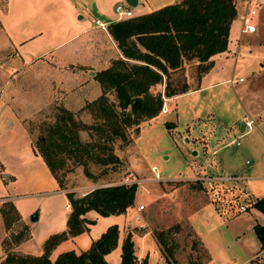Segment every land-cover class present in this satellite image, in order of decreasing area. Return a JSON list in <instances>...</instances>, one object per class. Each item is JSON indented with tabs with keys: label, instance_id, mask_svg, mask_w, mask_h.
Returning a JSON list of instances; mask_svg holds the SVG:
<instances>
[{
	"label": "rangeland",
	"instance_id": "374dc122",
	"mask_svg": "<svg viewBox=\"0 0 264 264\" xmlns=\"http://www.w3.org/2000/svg\"><path fill=\"white\" fill-rule=\"evenodd\" d=\"M254 22L257 31L244 34L240 38L241 21L235 17L230 25L229 42L236 45L241 43V46L254 42L264 45V3L259 8ZM184 62L187 64L183 63L181 68L169 75L168 80L174 87H182L187 74L195 79L200 75L198 66L191 64L192 60L186 59ZM246 62H250L249 59ZM14 64L15 53L12 48H0V111L5 120L0 122V179H5L1 181L5 194L21 195L12 201L0 197L1 208L8 209L11 202L16 210H10L6 219L0 210L1 259L10 253L41 254L46 239L51 234L63 230L60 229V224L63 218L67 221L66 217L68 218L72 209L70 201L68 207L66 205L69 210L65 208L66 202L61 193L50 191L61 185L56 177L58 183L53 185V176L45 160L41 156L29 158L28 136L22 128V125L26 127L32 146L37 150L38 138L44 133L45 125L55 120L58 107L65 106L60 99L62 95H56L53 99L49 98L50 100L45 99L41 105L40 96L46 95V92L40 94L36 83L33 85L30 81L27 82L31 80L30 77L28 80L23 78L26 71L29 73L31 69L25 70L23 74L22 70L17 72ZM235 76L242 77L244 81L235 77L237 81L228 84V94L234 104L240 100L237 86L248 83L252 74L244 69L238 70ZM166 81L164 78L161 84H156L152 89L163 92ZM257 81L258 77L254 81L255 87L248 94L241 93L240 98L243 99L241 102L247 105L259 107L264 114V81ZM34 88L36 90L33 92ZM22 94L29 99V104L22 100ZM106 94L110 100L115 99L113 90H107ZM250 96L252 102L248 99ZM162 97L164 104L167 96L163 94ZM84 105L71 111L80 121L92 124L96 117L90 109L84 108ZM162 108L151 122H146V119L140 121L138 126L126 127L125 138L108 139L110 149H92V152L101 156L113 151L117 157L114 162L102 164L90 160L83 165L76 164L72 158L67 157L64 168L58 172L63 178L62 187L71 188L69 191H73L74 196H80L87 192V188L76 187L86 184V181L93 187L136 183V197L132 204V215L129 216L136 222L125 227L124 236L127 232L135 233L145 237L146 243L154 244L157 255L151 253L148 264H154V259L156 264H264V250L258 252L262 240L255 230L256 224L264 226V210L253 205L257 198L245 189L243 179L218 178L222 173L230 176L243 175L244 170L254 166L255 162L249 154L238 152L247 136L239 138L242 143L240 146L233 144L228 147L234 154L232 157L235 171L211 172L210 169L216 166L206 163L200 142L193 137L188 141L183 136L186 134L183 127H190L184 122L188 119L190 124L191 113H177L173 108L164 111ZM216 110L217 113L207 126L225 127L231 113L228 110ZM238 111L242 112L244 109L238 107L233 110L234 113ZM242 120L244 121V118ZM191 124L192 127H207L204 123L194 121ZM253 127H257L256 122ZM95 131V128L81 129L79 136L82 141L103 143V138L99 140ZM224 151L222 150V153ZM246 158L253 163L245 162ZM201 165H204L206 171L200 170ZM85 168L90 175L86 174ZM192 168L198 170L189 175ZM10 173L15 177L9 178ZM206 176L215 178L206 179ZM248 185L255 188L254 192H264V178L249 181ZM242 204L246 206L245 210L240 209ZM141 205L143 207L139 208ZM34 214L36 219H32ZM103 216L97 223L94 219L93 223H89H96L89 231H83L73 238L59 242L51 251L50 259L54 260L62 251L77 252L87 249L108 227L106 221L110 218ZM159 232L163 233L161 242L157 238ZM138 252L137 246H134L135 261L140 258L142 264H147L145 254L141 256ZM111 261L115 259L111 257Z\"/></svg>",
	"mask_w": 264,
	"mask_h": 264
},
{
	"label": "crops",
	"instance_id": "0c3cea01",
	"mask_svg": "<svg viewBox=\"0 0 264 264\" xmlns=\"http://www.w3.org/2000/svg\"><path fill=\"white\" fill-rule=\"evenodd\" d=\"M176 1L179 0H137L136 5H130L126 0H0V48L3 50H6L9 46L10 49L12 48L15 53L14 65L17 72L22 70L21 72L24 74L25 70L31 69L29 73L26 71L23 78L28 80L27 78L30 77L31 80L27 82L30 81L33 85L36 83L40 88V94L46 92V95L40 96L39 103L41 105H43L45 99H53L56 95L61 94L60 99L64 102V105L70 110H77L88 101L95 99L103 91L100 82L95 78V73L109 67L115 59L123 57L116 40L108 30V24L119 19L117 18L115 5L123 3L132 9L133 16H135ZM99 22H106V28L101 27ZM256 31L257 28L254 32H240V38L244 34L255 33ZM229 41L230 30L227 48L213 54L211 56V67L202 72L196 79L187 74V90L167 96V110L173 108L177 113H191L190 124L188 119L184 122L190 127H183L186 131L183 136L188 141L190 137H193L200 142L202 151L206 156V163L210 166H216V168L210 169L211 172H214V170L224 171L225 173L230 172L228 170L235 171L236 166H233L232 157L234 154L233 151L228 150V147L233 144L240 146L242 143L239 138L247 136L244 139L243 147L238 149V152L249 154L255 163L246 158L245 162L253 163L254 166L244 170L245 174L240 176L245 177V189L251 195L256 198H264V192H254L255 188L248 185L249 181L264 178V114L259 107L247 105L241 102L243 99L240 98L241 93L248 94L255 87L253 85L257 77L258 81H264V45H261L263 43L254 42L250 45L241 46V43L236 45ZM247 59L250 62H246ZM197 63L198 60H192L191 62L194 65H197ZM184 64L187 63L184 62ZM244 69L252 74V78L248 83L237 86L239 95L236 93V89L233 88L240 99V104H234L232 97L228 94L230 90L228 84H233L237 79L244 81L242 77L237 78L235 76L238 70ZM230 78H233L234 81L230 82ZM22 83L25 84L24 80ZM35 90V88L32 89L33 92ZM21 98L27 104L30 103L26 95L22 94ZM248 99L251 101L252 97L250 96ZM238 107H242L245 112L238 111L234 113L233 110ZM216 109L228 110L231 113L230 120L225 123V127L207 126L217 113ZM241 113L244 114L241 115ZM2 114L0 111V122L5 121ZM156 116L154 117L156 118ZM248 116L254 119L257 127L245 132V124L242 119L249 118ZM154 117L145 121L149 123ZM193 121L199 124L204 123L207 127L205 129L203 127H192L191 123ZM22 126L26 130L30 145L27 151L29 158H39L41 154L33 148L29 132L24 125ZM222 150L225 151L222 153ZM220 151L221 154H219ZM197 153L196 150L195 154ZM197 170L192 168L189 175H193ZM200 170L206 171L204 165L200 166ZM52 176L54 185L58 181L53 173ZM10 177L15 176L10 173ZM3 180L0 179V193H3L0 197L12 201L21 196L18 194H5V187L1 184ZM85 183L76 188H87L85 191L94 188L89 181ZM70 189L58 186L50 191L61 193L66 202L64 206L67 208L66 205L69 204V199L66 192ZM0 206L2 207V205ZM131 210H133L132 206H129L127 211L123 213L107 215L110 219L106 221V227L113 223H116L119 227L117 246L105 254V258L111 264L121 263L120 246L125 237V227L132 226L133 222H136L129 217L132 215ZM84 216L94 219L96 223L101 217H104L93 209L87 211ZM64 219L60 224V229L66 228V220ZM96 223L88 224L89 229L87 231L93 228ZM74 236L76 235L68 238ZM131 236L134 246H137L139 250L138 254L141 256L145 254L144 257L148 264L151 253L157 255V248H153L154 244L152 245L151 242L146 243L143 236L135 233H131ZM200 240L204 245L201 238ZM262 249L264 250L263 245L260 246L258 252L263 251ZM111 257L115 261H111ZM153 262L156 264V259Z\"/></svg>",
	"mask_w": 264,
	"mask_h": 264
},
{
	"label": "trees",
	"instance_id": "16d2710c",
	"mask_svg": "<svg viewBox=\"0 0 264 264\" xmlns=\"http://www.w3.org/2000/svg\"><path fill=\"white\" fill-rule=\"evenodd\" d=\"M235 17V0H179L144 14L110 22L108 30L123 57L95 73L103 91L84 105L93 112L95 122L84 123L73 111L60 106L55 120L45 125L44 133L38 138L37 151L61 187L63 178L58 172L64 168L67 157L83 165L90 160L102 164L114 162L117 157L113 151L101 156L92 149H110L108 139L125 138L126 127L138 126L140 121L156 116L162 108L163 94L171 96L186 91V82L180 88L171 85L170 73L181 68L186 59L198 60L200 74L209 69L211 56L227 48L230 25ZM164 78L167 79L164 91H154L153 86L161 84ZM107 90L114 91V100L109 99ZM85 128H95L103 143L82 141L79 130ZM85 172L89 174L86 168ZM136 189V183H118L98 185L80 196L68 191L72 209L66 228L46 239L41 254L10 253L0 260V264H111L105 254L118 244L117 224L109 225L81 252L62 251L54 260L49 255L62 240L89 229L88 224L94 220L84 216L87 211L93 209L101 215L123 213L134 203ZM253 205L264 210V198H257ZM10 210H15L11 202L8 209L1 208L5 219ZM255 230L264 247V226L256 224ZM162 232L157 236L160 242L163 241L160 240ZM135 259L131 233H127L121 244L120 264H134Z\"/></svg>",
	"mask_w": 264,
	"mask_h": 264
},
{
	"label": "built area",
	"instance_id": "2783aa9c",
	"mask_svg": "<svg viewBox=\"0 0 264 264\" xmlns=\"http://www.w3.org/2000/svg\"><path fill=\"white\" fill-rule=\"evenodd\" d=\"M236 3V17L240 19L241 21V26H240V32L241 33H249V32H254L257 28L256 23L254 22V18L259 10V8L263 5L264 0H235ZM115 11L117 13V18H125V17H131L133 16V11L131 8L125 6L123 3H117L115 5ZM106 22H99V25L103 28H106ZM241 79V78H240ZM230 82H233L234 79L230 78ZM167 100V98L165 97ZM164 102V106L162 105V109L165 111L166 109V101ZM254 119L249 117L244 119V124H245V132L250 131L253 126H254ZM206 179H213L215 176H206ZM218 178L221 179H243L245 180V177H241L240 175H221ZM127 184V183H125ZM68 207V205H67ZM143 205H141L139 208H142ZM241 210H245L246 206L245 205H240ZM134 264H142V261L140 258H138Z\"/></svg>",
	"mask_w": 264,
	"mask_h": 264
},
{
	"label": "water",
	"instance_id": "95a60500",
	"mask_svg": "<svg viewBox=\"0 0 264 264\" xmlns=\"http://www.w3.org/2000/svg\"><path fill=\"white\" fill-rule=\"evenodd\" d=\"M130 5H136L137 0H126ZM32 219H36V215L34 214L32 216Z\"/></svg>",
	"mask_w": 264,
	"mask_h": 264
}]
</instances>
